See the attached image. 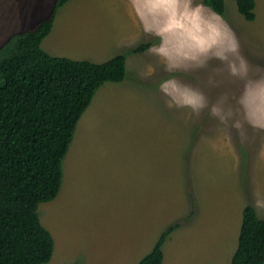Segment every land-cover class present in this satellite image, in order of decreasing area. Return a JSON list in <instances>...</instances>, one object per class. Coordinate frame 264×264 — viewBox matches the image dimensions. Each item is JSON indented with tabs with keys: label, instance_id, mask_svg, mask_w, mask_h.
I'll return each mask as SVG.
<instances>
[{
	"label": "rangeland",
	"instance_id": "1",
	"mask_svg": "<svg viewBox=\"0 0 264 264\" xmlns=\"http://www.w3.org/2000/svg\"><path fill=\"white\" fill-rule=\"evenodd\" d=\"M54 1L0 0V45ZM255 2L252 21L234 0L223 16L203 0L58 9L45 51L97 63L125 54L126 75L97 90L58 195L38 206L54 241L44 264H136L175 223L161 264H230L244 206L264 218V0Z\"/></svg>",
	"mask_w": 264,
	"mask_h": 264
},
{
	"label": "trees",
	"instance_id": "2",
	"mask_svg": "<svg viewBox=\"0 0 264 264\" xmlns=\"http://www.w3.org/2000/svg\"><path fill=\"white\" fill-rule=\"evenodd\" d=\"M68 1L55 0L47 17L0 45V264L50 260L54 241L38 206L58 195L62 161L97 90L126 75L125 54L97 63L53 56L41 47L58 9ZM234 1L245 20L255 19V0ZM203 3L223 16L225 0ZM177 227L167 226L136 264H161L164 242ZM230 264H264V218L251 204L242 210Z\"/></svg>",
	"mask_w": 264,
	"mask_h": 264
},
{
	"label": "bare ground",
	"instance_id": "3",
	"mask_svg": "<svg viewBox=\"0 0 264 264\" xmlns=\"http://www.w3.org/2000/svg\"><path fill=\"white\" fill-rule=\"evenodd\" d=\"M163 7V6H162ZM163 10V9H162ZM168 10V9H167ZM167 15V14H166ZM204 25H205V22L203 23ZM211 26H213V25H211ZM214 27V26H213ZM218 27V26H217ZM176 29V28H175ZM212 28H210V30H211ZM176 30H178V29H176ZM208 30V29H207ZM206 30V32L208 33L209 31H207ZM213 30H214V28H213ZM216 31V30H215ZM215 33V32H214ZM217 34V33H216ZM215 34V35H216ZM208 35V34H207ZM204 36L206 37V33L204 34ZM207 37H209V36H207ZM210 38V37H209ZM208 39V38H207ZM213 39V38H212ZM206 40V39H205Z\"/></svg>",
	"mask_w": 264,
	"mask_h": 264
},
{
	"label": "crops",
	"instance_id": "4",
	"mask_svg": "<svg viewBox=\"0 0 264 264\" xmlns=\"http://www.w3.org/2000/svg\"><path fill=\"white\" fill-rule=\"evenodd\" d=\"M51 9H52V8H51ZM50 11H51V10H50ZM49 13H50V12H49ZM44 18H45V17H44ZM44 18H43V19H44ZM37 22H38V21H37ZM34 24H35V23H34ZM34 24H33V25H34ZM33 25H31V26H29V27H32ZM29 27H27V28H29ZM25 29H26V28H25ZM23 30H24V29H23ZM0 43H1V42H0ZM254 208H255V207H254Z\"/></svg>",
	"mask_w": 264,
	"mask_h": 264
}]
</instances>
